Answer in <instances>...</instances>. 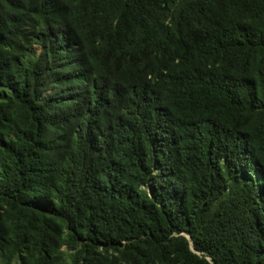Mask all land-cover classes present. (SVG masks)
Listing matches in <instances>:
<instances>
[{"label":"trees","instance_id":"16d2710c","mask_svg":"<svg viewBox=\"0 0 264 264\" xmlns=\"http://www.w3.org/2000/svg\"><path fill=\"white\" fill-rule=\"evenodd\" d=\"M264 264V0H0V264Z\"/></svg>","mask_w":264,"mask_h":264},{"label":"rangeland","instance_id":"374dc122","mask_svg":"<svg viewBox=\"0 0 264 264\" xmlns=\"http://www.w3.org/2000/svg\"><path fill=\"white\" fill-rule=\"evenodd\" d=\"M14 264H16V263H14Z\"/></svg>","mask_w":264,"mask_h":264}]
</instances>
